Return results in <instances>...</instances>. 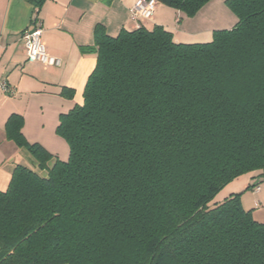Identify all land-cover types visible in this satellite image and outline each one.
I'll return each instance as SVG.
<instances>
[{
	"label": "trees",
	"instance_id": "obj_1",
	"mask_svg": "<svg viewBox=\"0 0 264 264\" xmlns=\"http://www.w3.org/2000/svg\"><path fill=\"white\" fill-rule=\"evenodd\" d=\"M157 1L194 17L211 0ZM225 2L238 21L208 42L96 26L83 102L59 116L68 160L10 115L7 139L47 175L18 164L0 190V264H264V223L240 194L209 204L264 178V0Z\"/></svg>",
	"mask_w": 264,
	"mask_h": 264
},
{
	"label": "crops",
	"instance_id": "obj_2",
	"mask_svg": "<svg viewBox=\"0 0 264 264\" xmlns=\"http://www.w3.org/2000/svg\"><path fill=\"white\" fill-rule=\"evenodd\" d=\"M136 1L44 0L35 7L31 0H0V82L14 88V94L0 89L1 191L8 188L14 168L20 164L15 163L14 155L20 153L21 148L6 136L8 118L13 113L22 115V132L27 140L43 145L54 154L47 148L49 144L42 138L44 134L38 133L46 129L48 118L54 129L59 124L60 114L83 102L85 85L97 62L96 53L85 52L83 48L94 44L97 25H103L111 36L140 25L149 29L162 25L173 33L176 42L183 43L208 42L214 30L232 28V25L211 22L215 14L213 4L225 0H211L194 17L158 2L152 19L143 22L131 18V8ZM237 21L238 18L233 26ZM36 24L43 29L42 41L47 51L61 60L60 65L47 66L28 59L21 35ZM65 89L74 90L73 97L65 95ZM251 173L253 178L258 176V172ZM251 184L258 185L257 182ZM256 187L255 195L262 191L260 186ZM255 206H259L258 200Z\"/></svg>",
	"mask_w": 264,
	"mask_h": 264
},
{
	"label": "rangeland",
	"instance_id": "obj_3",
	"mask_svg": "<svg viewBox=\"0 0 264 264\" xmlns=\"http://www.w3.org/2000/svg\"><path fill=\"white\" fill-rule=\"evenodd\" d=\"M225 1L221 4H213V10H215V14H213L214 19H211V22L215 25H232L233 27L237 16L227 6ZM50 120L51 118H48V120L45 121L46 129L41 130V132L38 134H44L42 138L45 139V142L49 144L47 145V148L51 152H53L63 160H68L70 156V147L68 141L63 136L57 133V125H55L54 129H51ZM51 133L52 135L50 136ZM14 158L16 159L15 163H20L28 166L31 169L39 172L43 176L47 175V171L40 170L35 159L26 150L21 149L20 153H15ZM7 164L9 165V163ZM253 175L252 173H245L230 181L216 194L214 199L209 204L213 206V204H215L216 202H223L225 199L229 198L232 195L240 194L242 206L246 210H251L255 220L264 223V178L260 176H256L253 178ZM252 182H257L258 185L253 186V188H249ZM256 186H260L262 190L257 195L253 193V189ZM255 200L259 201V206H255Z\"/></svg>",
	"mask_w": 264,
	"mask_h": 264
},
{
	"label": "built area",
	"instance_id": "obj_4",
	"mask_svg": "<svg viewBox=\"0 0 264 264\" xmlns=\"http://www.w3.org/2000/svg\"><path fill=\"white\" fill-rule=\"evenodd\" d=\"M157 4V0H137L131 8V18L136 22H143L152 19ZM42 34L43 29L38 24L22 33L21 37L24 41V47L28 59L40 62L47 66L60 65L61 60L47 51V48L42 41ZM0 89H3L9 94H14V88L10 87L4 81L0 82Z\"/></svg>",
	"mask_w": 264,
	"mask_h": 264
}]
</instances>
